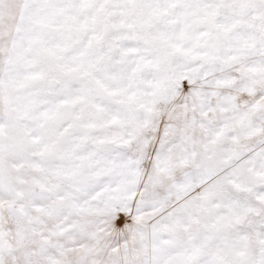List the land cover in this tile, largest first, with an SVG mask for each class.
Segmentation results:
<instances>
[{
    "label": "snow or ice",
    "instance_id": "snow-or-ice-1",
    "mask_svg": "<svg viewBox=\"0 0 264 264\" xmlns=\"http://www.w3.org/2000/svg\"><path fill=\"white\" fill-rule=\"evenodd\" d=\"M0 264H264V0H0Z\"/></svg>",
    "mask_w": 264,
    "mask_h": 264
}]
</instances>
